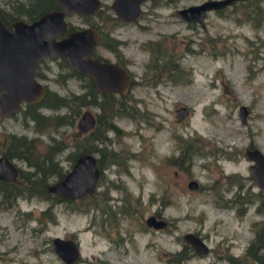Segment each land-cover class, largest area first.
<instances>
[{
    "label": "rangeland",
    "instance_id": "1",
    "mask_svg": "<svg viewBox=\"0 0 264 264\" xmlns=\"http://www.w3.org/2000/svg\"><path fill=\"white\" fill-rule=\"evenodd\" d=\"M198 1L145 0L140 17L128 23L107 17L111 0H102L100 14L66 16L75 26L98 23L122 40L117 51L134 77L123 101L135 109L114 115L115 128L105 130V142L93 141L105 151L104 161L110 151L116 159L102 167L85 197L51 201L25 192L8 203L0 198V264H227L226 254L244 251L253 222L264 219V211L255 210V199L239 212L241 203L227 196L240 183L241 190H260L243 151L252 143L264 152V16L257 14L258 7L264 10V0L210 9L204 27L188 25L175 11ZM149 39L158 40L167 52L165 60L178 62L180 68L169 75L166 64L153 63ZM47 62L43 81L49 88L83 90V79H63L59 61ZM180 104L188 107L183 117L175 113ZM240 104L248 108L245 121ZM77 118L60 129L40 130L18 110L0 119V151L9 132L35 137L39 150L51 135L63 136L69 145L58 158L67 170L80 143ZM186 143L196 150L191 160L183 158L185 167L176 160L182 159ZM13 159L28 168L24 159ZM192 177L197 187L188 185ZM153 212L166 223L147 224L145 218ZM188 230L201 232L210 250L171 261ZM53 235L75 238L78 258L63 260L53 248Z\"/></svg>",
    "mask_w": 264,
    "mask_h": 264
},
{
    "label": "water",
    "instance_id": "2",
    "mask_svg": "<svg viewBox=\"0 0 264 264\" xmlns=\"http://www.w3.org/2000/svg\"><path fill=\"white\" fill-rule=\"evenodd\" d=\"M59 4L26 20L12 18L8 25L0 16V118L15 110L22 102H34L42 98L45 84L35 76L38 58L42 56L64 57L71 67L91 74L93 83L100 91L126 92L131 85V77L125 67L110 59H100L95 55L94 45L99 39L95 24L70 27L66 16L96 14L102 6L101 0H56ZM143 0H111L109 6L121 21H132L141 13ZM234 0H201L185 4L176 9L177 15L186 20L198 21L204 25L208 9L221 7ZM65 32V33H63ZM248 108L240 104L239 114L246 120ZM178 117L188 113L186 104L175 107ZM95 122L90 108H83L76 127L80 131L90 129ZM244 156L249 159V171L258 187L264 189V152L256 145L247 146ZM100 173L96 155L91 151L79 153L62 177L47 184V189L67 197L81 195L90 189ZM18 167L12 158L0 154V178L15 180ZM196 186V179L188 181ZM146 222L155 227L166 223L164 218L150 214ZM195 250L205 252L208 244L193 230L183 233ZM52 245L60 257L72 262L80 255L79 244L72 236H52Z\"/></svg>",
    "mask_w": 264,
    "mask_h": 264
},
{
    "label": "trees",
    "instance_id": "3",
    "mask_svg": "<svg viewBox=\"0 0 264 264\" xmlns=\"http://www.w3.org/2000/svg\"><path fill=\"white\" fill-rule=\"evenodd\" d=\"M58 6L59 4L56 0H4V2L0 4V16L6 22L17 17L31 19L45 10ZM102 11L103 8L101 6L97 14H100ZM257 14L259 17L264 16V10L258 7ZM107 17L116 21V17L112 12L109 14L107 13ZM92 24H95L99 31L103 30V27L100 28L98 23ZM70 26L74 25L70 23ZM148 45L156 55L153 63L158 64L160 61L159 63H162L163 66L166 64L169 75H171L170 72L180 68L178 62H173L171 59L168 63V59L166 58L165 60L167 52H164L162 46L154 43L152 40ZM59 63L64 64L67 68L66 75H82L84 79L83 90L76 92L71 91L63 94L47 90L38 102L25 105L23 108L24 115L33 121L35 128H40V130H53L60 129L63 125L73 124L75 118L80 115L83 108L92 104L95 105L98 109L95 123L91 129L78 131L75 134V137L80 139V143L76 146L77 149L73 152L71 159L73 161L75 156L83 151L99 152L96 159L101 172L104 165L116 158L112 157L114 152L110 151L108 160L104 161L103 154L105 151H101L102 148L97 146L94 140L105 142V130L109 127L115 128V124L112 121L114 115L130 113L129 109H135V106L127 101H115L109 98L108 94L101 95L98 100L94 99L91 95L94 94L96 89L91 84L86 72H79L71 68L67 60L63 57L59 58ZM41 107L49 111L41 110ZM105 114L107 115L106 117L104 116ZM76 138L73 144H77ZM35 140V137L23 133L17 134L9 132V134H7L4 152L7 156H15L24 159L27 162L28 168L23 169L19 167L18 177L15 180L7 181L0 179V191H5V193L1 195V201H5L6 203L12 202L18 195L25 192H27L26 194L28 195L38 194L42 197L51 199V201H68L75 198H69L61 193L47 189L48 183L59 179L66 171L59 163L58 154L69 145L68 142L63 136H56L53 134L46 142L45 147L39 150L36 148ZM185 145V148L181 152L182 159L176 160L177 164L184 165L182 160L185 156L186 160H191L193 151L196 150V147H193L191 143H186ZM186 149L188 150L186 151ZM176 162L173 160V163ZM184 166L186 167V165ZM241 187L242 185L240 183L239 188H236L234 197L228 201H239L241 206L238 208V211L243 212L246 207V202L250 203L256 199L255 210L263 212L264 189L260 187L259 191H252L249 186L245 188V190H241ZM90 190L91 189H88L87 192L77 197H85V195L90 193ZM42 212L45 213L46 210ZM48 218L52 220L55 219L53 216H48ZM190 249L191 247L186 245V252H184L183 249L174 251L170 260L178 263L186 259L190 255ZM226 255L227 264H264V219L253 222V235L241 254L228 253Z\"/></svg>",
    "mask_w": 264,
    "mask_h": 264
},
{
    "label": "flooded vegetation",
    "instance_id": "4",
    "mask_svg": "<svg viewBox=\"0 0 264 264\" xmlns=\"http://www.w3.org/2000/svg\"><path fill=\"white\" fill-rule=\"evenodd\" d=\"M102 1V0H101ZM143 1H145V0H143ZM142 1V2H143ZM235 1H238V0H234V1H232L231 3H229V4H226V5H230V4H232V3H234ZM142 2H141V4H142ZM110 4V3H109ZM226 5H223V6H221V7H217V8H211V9H213V10H216V11H220V10H222ZM178 8V7H177ZM176 8V9H177ZM111 9V8H110ZM176 9H175V11H176ZM112 10V9H111ZM208 10H210V9H208ZM207 10V11H208ZM141 12H142V7H141ZM112 14L113 15H115L114 14V12H113V10H112ZM141 14V13H140ZM140 14H139V16L136 18V19H134V20H132V21H121V20H119L118 18H117V16L115 15V17H116V21L115 22H123V23H128V22H134L135 20H137L139 17H140ZM206 14H207V12H206ZM206 16V15H205ZM36 17V16H35ZM34 18V17H33ZM24 19V18H23ZM32 19V18H31ZM182 19V18H181ZM26 20H30V19H26ZM188 25H192V24H194V23H198V24H200L198 21H195V20H186V19H183ZM5 21V20H4ZM6 22V21H5ZM8 23H9V21L8 22H6V24L8 25ZM70 23V22H69ZM73 25V24H72ZM80 26H82V25H79V26H70V27H80ZM200 26L201 27H204L205 26V21H204V25L202 26L201 24H200ZM100 28H101V26H100ZM99 31V30H98ZM63 33H65V32H63ZM148 41H151L150 39L148 40ZM156 41V42H155ZM122 42V40L119 38V37H116V36H114V35H112V33L111 32H109V31H106V30H101V31H99V39L97 40V42L95 43V45H94V49H95V55L98 57V58H100V59H110V60H113V61H115V62H117V63H119V64H121V65H123L124 67H125V69L128 71V73L130 74V77H131V80H132V82H133V75L131 74V70H130V68L128 67V64H127V60H125V58L123 57V55L121 54V53H119L117 50H118V45L120 44ZM154 43H157L158 44V42H157V40H154ZM99 46H102L104 49H106V50H108L112 55L111 56H107L105 53H103L102 51H100V49H99ZM59 58H62V57H51V56H42V57H40V58H38V60H37V64H36V67H35V76H36V78L38 79V80H40V81H42L44 84H45V86H46V90H45V93H46V91L47 90H51L52 92H55V93H59V94H63L64 92H59V91H57V90H55V89H51V88H49V86H48V84H47V82L46 81H43V78L45 77V76H47V73L45 72L46 71V67H50V65L48 64V62H47V60H49V59H53V60H58L59 61ZM64 58V57H63ZM66 59V58H65ZM67 60V59H66ZM68 62V61H67ZM69 64V63H68ZM69 66H70V64H69ZM59 71H62V76H65L66 75V71H67V68L65 67V65L64 64H62V63H60V65H59ZM71 67V66H70ZM71 68H73V67H71ZM73 69H75V68H73ZM76 70V69H75ZM78 71V70H77ZM79 72H83V73H85L84 71H79ZM86 74L88 75V77H89V80L91 81V84L94 86V88L96 89L95 90V92H94V94H92L91 95V97L93 96V98L94 99H99L100 98V96L101 95H106V94H108V97L109 98H111V99H113V100H115V101H123L124 99L123 98H125L126 97V94H127V92L128 91H126V92H117V91H100V90H98L97 88H96V86L94 85V83H93V79H92V76H91V74H89L88 72H86ZM71 76H77L78 78H81V79H83V77H82V75H76V74H74V75H66L65 77H63V79H66L67 80V78L68 77H71ZM83 82H84V79H83ZM132 82H131V84H132ZM83 86H84V83H83ZM130 87H131V85H130ZM130 89V88H129ZM72 92H76V91H74V90H71ZM71 91H68V92H65V93H69V92H71ZM44 93V94H45ZM44 94H43V96H44ZM42 96V97H43ZM39 101V100H38ZM38 101H34V102H22V103H20V105L15 109V110H13L12 112H9L8 114H6V115H4L2 118H4V117H6V116H8V115H11V114H13L14 112H16V111H18V110H22L23 111V108L25 107V105L26 104H34V103H36V102H38ZM93 105V104H92ZM92 105H89V106H87V108H90V106H92ZM41 110H43V108L41 107L40 108ZM91 109V108H90ZM92 112H93V110H92ZM96 112L97 111H95V112H93L94 113V116H95V120H96ZM81 113V112H80ZM79 117V116H78ZM2 118H0V119H2ZM78 119V118H77ZM95 123V122H94ZM94 125V124H93ZM93 127V126H92ZM91 127V128H92ZM90 128V129H91ZM89 130V129H88ZM248 146H254L252 143H250ZM247 146H245V148H246ZM245 148H244V150H245ZM95 155H96V158H97V154H96V152L95 151H92ZM1 153H4L6 156H7V154L4 152V150H1L0 151V154ZM243 154H244V151H243ZM77 156V155H76ZM76 156H75V158H76ZM9 158H12L13 159V157H10V156H8ZM74 158V159H75ZM14 160V159H13ZM15 161V160H14ZM74 161V160H73ZM72 161V162H73ZM16 163V162H15ZM17 164V163H16ZM17 167L19 168V166H18V164H17ZM99 177V176H98ZM98 177H97V179H98ZM193 178V177H192ZM0 179H2V180H7V181H10L9 179H5V178H0ZM97 179H96V181H97ZM191 178H189L188 179V181L190 180ZM194 179H196V178H194ZM14 180V179H13ZM96 181H95V183L93 184V186L90 188V189H93L94 188V186H95V184H96ZM113 183V182H112ZM188 183V182H187ZM198 186V181H197V179H196V186L195 187H197ZM235 191L236 190H234V192H231V194L229 195V196H227L228 198H232V197H234V194H235ZM5 193V191H0V198H1V195H3ZM65 196V195H64ZM79 196V195H78ZM67 197V196H66ZM75 197H77V196H75ZM69 198H71V197H69ZM150 214H154V216H156V217H159V218H161L162 216H161V214L159 213V212H153V213H150ZM150 214H148V215H150ZM147 215V216H148ZM146 216V217H147ZM145 221H146V218H145ZM147 223V222H146ZM148 224V223H147ZM150 225V224H149ZM153 226V225H152ZM195 233H197V234H199L204 240H205V236L201 233V232H199L198 230H193ZM183 238H184V236H183ZM205 242L207 243V241L205 240ZM208 244V243H207ZM186 245H189L190 247H191V249L189 250V252H190V255H193V254H204V253H207L209 250H210V245L208 244V250L207 251H205V252H198L197 250H195L194 249V247L191 245V243L188 241V240H186L185 238H184V241L181 243V246H180V248L179 249H177V250H181V249H183L184 250V252H186ZM177 250H175V251H177ZM78 258V257H77Z\"/></svg>",
    "mask_w": 264,
    "mask_h": 264
}]
</instances>
